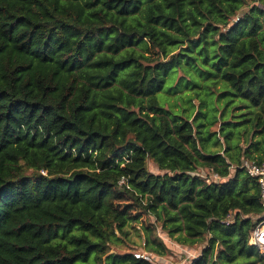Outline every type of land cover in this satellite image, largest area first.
Instances as JSON below:
<instances>
[{"label": "trees", "instance_id": "1", "mask_svg": "<svg viewBox=\"0 0 264 264\" xmlns=\"http://www.w3.org/2000/svg\"><path fill=\"white\" fill-rule=\"evenodd\" d=\"M244 163L264 0H0V264H264Z\"/></svg>", "mask_w": 264, "mask_h": 264}, {"label": "built area", "instance_id": "2", "mask_svg": "<svg viewBox=\"0 0 264 264\" xmlns=\"http://www.w3.org/2000/svg\"><path fill=\"white\" fill-rule=\"evenodd\" d=\"M246 172L249 176L255 178L258 182L260 188V196L262 200V207L264 209V163L262 164H254V163H244L243 164ZM45 174V172H42ZM214 181L218 180L216 175H212ZM124 179L120 181V183H124ZM250 245L257 247L259 253L264 256V211L260 216V221H258L255 225V228L252 230L250 234ZM135 259L147 261V262H154V258L152 254L147 252H141L133 254Z\"/></svg>", "mask_w": 264, "mask_h": 264}, {"label": "rangeland", "instance_id": "3", "mask_svg": "<svg viewBox=\"0 0 264 264\" xmlns=\"http://www.w3.org/2000/svg\"><path fill=\"white\" fill-rule=\"evenodd\" d=\"M148 168L151 172H156V170L150 163L148 164ZM210 179H213V177H210ZM139 235L140 234L134 232L133 230H130L129 239H124V243L120 248L112 247V252H127L131 254L143 252ZM159 238L165 243L166 247L169 249V252L166 256L159 258L158 261L152 262L153 264H186L185 262L187 257L182 248H180L179 246H175L176 244H174L170 239H168L165 234L160 230Z\"/></svg>", "mask_w": 264, "mask_h": 264}]
</instances>
